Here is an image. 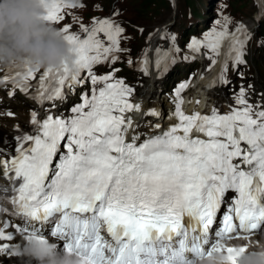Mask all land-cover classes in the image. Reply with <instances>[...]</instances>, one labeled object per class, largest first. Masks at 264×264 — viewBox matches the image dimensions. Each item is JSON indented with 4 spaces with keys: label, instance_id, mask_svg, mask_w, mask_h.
<instances>
[{
    "label": "snow or ice",
    "instance_id": "snow-or-ice-1",
    "mask_svg": "<svg viewBox=\"0 0 264 264\" xmlns=\"http://www.w3.org/2000/svg\"><path fill=\"white\" fill-rule=\"evenodd\" d=\"M256 3L259 20L264 0ZM83 7L51 0L45 17L62 25L74 45L75 70L66 63L33 70L27 62H0V84L12 85L7 95L18 89L45 112L40 118L31 110L29 129L17 126L14 142L0 135V175L11 185L13 210L25 218L0 220V264H19L13 253L26 234L47 233L89 264H195L212 251L236 252L221 246L225 240L264 233V91L256 90L253 101L252 86H241L228 112L213 107L209 114H189L182 94L190 81H183L171 101L176 123L146 131L149 125L131 115L142 105L131 99L135 88L116 77L120 69L95 72L127 51L120 46L124 28L110 18L86 26L65 12ZM69 17L72 23L64 24ZM75 23L83 37L71 31ZM231 23L229 16L217 19L187 45L193 53L205 49L209 67L223 56L214 84L229 83V61L233 67L246 63L251 34L242 22L229 31ZM164 38L171 46L155 50V67L166 72L180 48L175 35L166 31ZM149 64L145 50L139 69L145 75ZM86 84L79 102L69 103ZM143 115L161 118L154 108ZM230 259L237 264L236 256Z\"/></svg>",
    "mask_w": 264,
    "mask_h": 264
},
{
    "label": "clouds",
    "instance_id": "clouds-1",
    "mask_svg": "<svg viewBox=\"0 0 264 264\" xmlns=\"http://www.w3.org/2000/svg\"><path fill=\"white\" fill-rule=\"evenodd\" d=\"M50 6L51 0H0V62L6 65L27 62L33 70L66 63L76 69L74 45L45 19ZM5 189L8 187L0 183V213L17 215L7 206L12 204V198ZM244 241L243 252L239 251L242 246H235L237 251L233 253L212 251L197 258L195 264H232L231 256H236L237 264H264V233ZM221 246L233 247L231 240L223 241ZM13 254L26 264H89L84 257L59 249L54 239L39 233L24 235Z\"/></svg>",
    "mask_w": 264,
    "mask_h": 264
},
{
    "label": "rangeland",
    "instance_id": "rangeland-1",
    "mask_svg": "<svg viewBox=\"0 0 264 264\" xmlns=\"http://www.w3.org/2000/svg\"><path fill=\"white\" fill-rule=\"evenodd\" d=\"M142 1H143L142 5H140L137 9H135V11L129 12L126 15V19L135 25L146 27L147 29L145 33L148 35L152 33L154 30L165 27L167 26V24L171 23L173 21V16L177 12V9L176 10L174 9V6H176L175 4H179V7L183 8V4L185 3L186 0H142ZM193 1L194 4H192V8L195 9L196 11L210 8L214 2V0H201V2L198 4L195 0ZM244 4H249L248 0H233L234 8ZM253 4H255V6L252 7V11L250 12L249 17L246 18V24L250 26L254 25L255 23V21L253 20L254 17L256 16V12H254V9L257 10L258 8V4L256 3V0L253 1ZM240 16L244 17L243 13H241ZM201 24H203V21H201ZM153 27L155 29H152ZM194 27L195 26H192V29H194ZM173 28L179 29L181 30V32L185 30L184 27L181 28L178 24L174 25ZM254 61H256V63H259L260 58L254 56ZM261 75H264V73H261ZM257 79L259 82H261V77H257ZM257 86L260 88L259 85ZM219 91L222 92V88ZM156 92L159 94L158 88L156 89Z\"/></svg>",
    "mask_w": 264,
    "mask_h": 264
},
{
    "label": "bare ground",
    "instance_id": "bare-ground-1",
    "mask_svg": "<svg viewBox=\"0 0 264 264\" xmlns=\"http://www.w3.org/2000/svg\"><path fill=\"white\" fill-rule=\"evenodd\" d=\"M217 72L219 74L220 69ZM149 73H150L149 77L153 78V74L154 73L153 74H152V72H149ZM159 82H160L159 76H157L155 79H152V81H149L147 86L140 93V97L146 98V97H149V95H154V94L157 96L158 93L156 92V89H157L156 84H158ZM215 83H216V89L220 90L222 88V86L220 85L219 80H216ZM187 93L189 95V102L183 104V109H184V111L186 113L190 114L191 112H193L195 110V111L201 112L202 114H209L213 107L217 108L216 106H213V104L210 105V106H206L203 103V101L201 100V97L197 96L198 92H196L193 89V87L189 88ZM230 99L231 98H229L228 95H225V100L226 101H229ZM133 101L140 103L142 105V110H145V111L148 110L143 105L141 100H139L138 98L133 100ZM197 101H199V103H197ZM169 120H171L170 124L176 123V120H175V118L172 115H170ZM145 124H147V122ZM21 125H23V124H21ZM149 131H152V130H149ZM0 182L1 183H5V180L0 177Z\"/></svg>",
    "mask_w": 264,
    "mask_h": 264
}]
</instances>
